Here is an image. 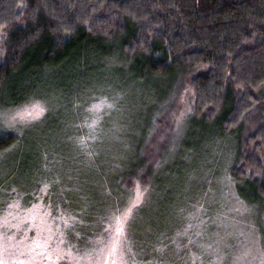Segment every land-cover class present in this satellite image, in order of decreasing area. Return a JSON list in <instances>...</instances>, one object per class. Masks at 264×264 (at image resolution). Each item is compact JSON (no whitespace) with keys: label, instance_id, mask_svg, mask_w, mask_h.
<instances>
[{"label":"trees","instance_id":"16d2710c","mask_svg":"<svg viewBox=\"0 0 264 264\" xmlns=\"http://www.w3.org/2000/svg\"><path fill=\"white\" fill-rule=\"evenodd\" d=\"M93 86L97 112L113 103L117 113L137 114V100L143 109L132 149L103 180L115 211L137 187L171 194L164 175L181 163L182 124L197 165L224 144L230 193L257 210L264 247V0H0V111L31 99L75 105ZM0 124V211L16 199L27 208L42 194L53 212L71 216L76 236L67 242H87L95 231L77 229L83 207L52 200L63 185L37 177L49 152L41 126L19 135ZM145 231L140 244L155 247L157 235L165 242L155 226Z\"/></svg>","mask_w":264,"mask_h":264},{"label":"rangeland","instance_id":"374dc122","mask_svg":"<svg viewBox=\"0 0 264 264\" xmlns=\"http://www.w3.org/2000/svg\"><path fill=\"white\" fill-rule=\"evenodd\" d=\"M82 92L78 95L80 99L83 95L82 100L75 105L66 102L71 98L42 101L46 111L33 124L41 126L37 134L49 143V152L46 163V155L40 158L44 164L37 177L50 175L54 181L51 184L57 188L61 183L62 190L58 188L52 200L82 206L77 229L82 234L95 232L80 246L70 244L67 234L74 231L69 230L72 220L67 212H53L42 194L27 208L16 199L0 211V264H264V247L257 233L258 212L230 193L233 184L226 177L224 144L216 141L210 155L197 165L192 140L184 134L182 124L175 145L181 163L164 175L171 194H165L163 187H152L147 193L139 189L142 204L127 222L124 235H118L115 217L136 196L138 187L115 211L114 192L103 180H107L114 163L127 157L124 154L139 135L141 101H133L134 107L139 105L137 114L135 109L117 113L113 103L97 112L93 107L97 106L93 99L97 98V87H86ZM4 124L19 135L29 127ZM54 126L57 131L44 133ZM179 168L186 174L185 182ZM85 218L93 221L86 222ZM152 226L163 232L165 242L160 235L154 240L155 247L150 241L137 242L145 230L150 233ZM149 247L153 248L151 252Z\"/></svg>","mask_w":264,"mask_h":264},{"label":"snow or ice","instance_id":"6c2138e0","mask_svg":"<svg viewBox=\"0 0 264 264\" xmlns=\"http://www.w3.org/2000/svg\"><path fill=\"white\" fill-rule=\"evenodd\" d=\"M108 106L111 107V105ZM45 111L46 107L41 100L31 99L24 104L17 105L12 110H5L3 112H0V120L13 127L17 124L29 126L39 121L44 115ZM10 150L11 148L8 149V151ZM142 199L143 193L140 192L139 189H137L136 196L130 200L128 206L121 212V214L115 217L116 224L118 225V227L116 228V232L118 235H124L126 224L132 218L134 210L142 202Z\"/></svg>","mask_w":264,"mask_h":264}]
</instances>
